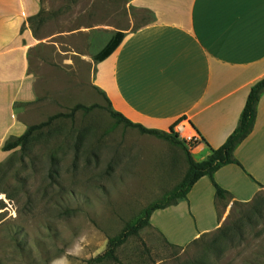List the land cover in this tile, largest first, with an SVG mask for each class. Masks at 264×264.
<instances>
[{"label":"rangeland","instance_id":"1","mask_svg":"<svg viewBox=\"0 0 264 264\" xmlns=\"http://www.w3.org/2000/svg\"><path fill=\"white\" fill-rule=\"evenodd\" d=\"M38 1L29 20L37 42L28 53L36 98L15 107L27 126L67 116L0 160V264H86L172 191L188 165L180 147L116 124L94 85L97 52L117 30L134 31L151 15L128 0ZM77 105L88 109L69 116ZM259 195L255 211L228 204L219 227L237 225L226 239L214 230L188 242L184 229L196 232L197 224L186 197L155 211L150 226L118 248L119 263L100 264H264ZM227 202L217 203L219 216Z\"/></svg>","mask_w":264,"mask_h":264},{"label":"crops","instance_id":"2","mask_svg":"<svg viewBox=\"0 0 264 264\" xmlns=\"http://www.w3.org/2000/svg\"><path fill=\"white\" fill-rule=\"evenodd\" d=\"M128 2L151 21L122 31L117 48L96 63L94 85L134 124L163 132L177 121L189 125V134L200 140L189 152L201 161L232 133L250 88L264 78V0ZM38 10V0H0V160L4 143L27 127L15 106L36 98L28 53L37 42L29 20ZM255 120L233 153L239 165L214 173L230 197L220 216L209 179L202 177L188 192L197 224L196 232L184 229L188 242L216 230L229 203H248L264 191V92ZM200 181L205 182L196 188Z\"/></svg>","mask_w":264,"mask_h":264},{"label":"trees","instance_id":"3","mask_svg":"<svg viewBox=\"0 0 264 264\" xmlns=\"http://www.w3.org/2000/svg\"><path fill=\"white\" fill-rule=\"evenodd\" d=\"M38 15V14H37ZM36 15V16H37ZM124 34L122 31H117L103 46V48L94 56V61L101 62L105 58H107L120 44ZM264 92V78L257 81L249 90L245 105L240 113L237 126L232 131V133L226 138L224 143L216 149L210 148L209 146V154L205 159L201 161H195L193 156L190 154L188 147L186 144L179 140L178 136L174 134L173 129L174 126L177 125L181 121H177L174 125L170 126L168 132H163L155 129H147L139 124H134L129 121V119L123 117L120 113L114 111L111 107V104L108 98L105 96L103 92L100 91L104 101L107 105V113L113 118L116 124H122L126 128L136 129L140 134L153 136L157 139L166 141L171 145L178 146L182 149L185 154L186 162L188 165V169L180 181V183L169 193H167L161 201L153 202L145 207L140 216L135 220L126 223L122 231L119 232L114 237H111L107 241V246L105 251L88 260L86 264H100L105 262L119 263L117 257V250L122 245H124L131 237H138L139 231L145 227L150 226V217L157 210H163L171 206H175L179 201L186 199L188 192L191 190L193 185L202 177H208L211 181V184L215 190V200L218 202H225L228 200L229 194L221 189L213 179L214 173L219 170L221 167L229 164L239 163L233 157V153L237 146L251 133L254 125L255 117H256V107L258 100L261 94ZM77 109H88L83 106L77 105L75 106L69 116H72L74 111ZM65 114H56L48 118L45 122H42L37 125H29L26 127L24 133L19 137H10L2 146L3 152H13L19 149L20 151L27 150L33 141L36 133L44 127L49 126L53 120L58 118L66 117ZM198 143H192L190 146H195ZM258 194L248 203H241L234 201V205L242 204L250 205L253 207L252 209L258 210L260 202L258 201ZM226 206V204H225ZM239 217L242 214L238 215ZM237 222H227L225 224V230L222 227L217 228L215 231L218 232L220 237L227 238L233 233V230L236 228ZM205 234H201V236L192 242H197L201 238L204 237Z\"/></svg>","mask_w":264,"mask_h":264},{"label":"built area","instance_id":"4","mask_svg":"<svg viewBox=\"0 0 264 264\" xmlns=\"http://www.w3.org/2000/svg\"><path fill=\"white\" fill-rule=\"evenodd\" d=\"M173 132L178 136L179 140L183 141L186 144L188 150L190 149V147H192L190 146L192 143L200 142L197 136L189 134V132H191V128L184 122H179L177 125H175Z\"/></svg>","mask_w":264,"mask_h":264}]
</instances>
